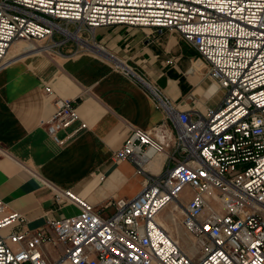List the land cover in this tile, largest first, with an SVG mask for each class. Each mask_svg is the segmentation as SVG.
<instances>
[{
  "label": "built area",
  "instance_id": "obj_1",
  "mask_svg": "<svg viewBox=\"0 0 264 264\" xmlns=\"http://www.w3.org/2000/svg\"><path fill=\"white\" fill-rule=\"evenodd\" d=\"M120 25L182 35L209 65L222 103L193 119L127 64L115 65L143 82L166 112L151 129L132 130L115 154L146 174L143 189L101 207L61 191L57 199L79 212L34 231L0 198V264H264V0H0V71L18 39L43 42L53 54L70 42L97 46V29ZM53 104L42 123L64 145L88 125L75 100L56 96ZM158 155L167 167L148 173ZM172 205L182 208L194 256L158 221ZM49 244L64 246L54 261Z\"/></svg>",
  "mask_w": 264,
  "mask_h": 264
},
{
  "label": "crops",
  "instance_id": "obj_2",
  "mask_svg": "<svg viewBox=\"0 0 264 264\" xmlns=\"http://www.w3.org/2000/svg\"><path fill=\"white\" fill-rule=\"evenodd\" d=\"M95 40L97 46L70 42L49 56L23 55L0 71V198L27 218L28 230L79 212L64 197L57 199L61 191L101 207L143 189L146 174L115 154L132 130L151 129L166 120V112L143 82L115 65L127 64L160 88L176 111L193 119L219 107L224 98L209 65L178 32L120 25L97 29ZM56 96L75 100L88 125L64 145L42 123L53 115ZM75 127L59 136L65 138ZM166 167V158L158 155L145 169L159 174ZM45 249L52 261L64 252L62 244Z\"/></svg>",
  "mask_w": 264,
  "mask_h": 264
},
{
  "label": "rangeland",
  "instance_id": "obj_3",
  "mask_svg": "<svg viewBox=\"0 0 264 264\" xmlns=\"http://www.w3.org/2000/svg\"><path fill=\"white\" fill-rule=\"evenodd\" d=\"M18 41H21V42H18ZM15 42H17V43L14 44L9 51V53H10L9 55H12V57L9 58L8 63L17 59L18 57L26 55V53L22 50V49H24L22 46H24L27 41L22 40V39H18ZM39 44H43V42H39ZM43 55L49 56L48 53L43 54ZM6 65H7V63H6ZM173 211H174V209H173V205H172L170 208L165 210L161 214L160 217L168 225V227L171 229L172 233H170V234L172 235V237L176 241L179 242V244L184 248V250L188 251L187 248L191 247L190 242L192 241V244L194 242L190 237H188L187 235L184 234V230L182 229V227H180V225L178 223L179 220H173V217H174ZM180 220H181V217H180ZM195 258H197V257H195Z\"/></svg>",
  "mask_w": 264,
  "mask_h": 264
},
{
  "label": "bare ground",
  "instance_id": "obj_4",
  "mask_svg": "<svg viewBox=\"0 0 264 264\" xmlns=\"http://www.w3.org/2000/svg\"><path fill=\"white\" fill-rule=\"evenodd\" d=\"M18 42H21V41H18ZM17 42H15L14 44H16ZM13 44V45H14ZM85 44V43H84ZM12 45V46H13ZM86 45V44H85ZM24 49H22L25 53H26V55H29V54H35V53H39V54H47V51H46V49H44V48H42V45L41 44H39V43H31V42H26L25 43V45L24 46H22ZM95 47V46H94ZM10 53H8V55H7V57H6V63L8 62V60H9V58H11L12 57V55H9ZM161 156V155H160ZM173 209H174V211H173V215H174V217H173V220H179L178 221V223H179V225H180V217H181V215H182V208L181 207H178V206H176V205H173ZM161 216V215H160ZM158 217V221H159V223L160 224H162L165 228H166V230L169 232V233H172V231H171V229L168 227V225L161 219V217ZM177 218V219H176ZM180 227H181V225H180ZM185 234V233H184ZM179 237V236H178ZM180 238V237H179ZM190 245H191V247L189 248H187V253L189 254V256H194V255H196L195 253H196V246H195V244L193 243L192 244V241L190 242Z\"/></svg>",
  "mask_w": 264,
  "mask_h": 264
}]
</instances>
